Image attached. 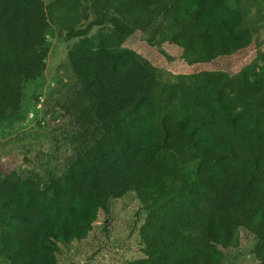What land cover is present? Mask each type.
I'll use <instances>...</instances> for the list:
<instances>
[{
    "label": "trees",
    "instance_id": "16d2710c",
    "mask_svg": "<svg viewBox=\"0 0 264 264\" xmlns=\"http://www.w3.org/2000/svg\"><path fill=\"white\" fill-rule=\"evenodd\" d=\"M252 2L0 0V127L29 112L30 89L39 104L50 36L68 44L70 68L43 102L58 122L46 174L0 162V262L77 264L63 249L134 194L141 256L124 264H264V53L236 73L214 68L261 46ZM106 22L126 35L88 34ZM127 31L201 69L169 82L125 46Z\"/></svg>",
    "mask_w": 264,
    "mask_h": 264
},
{
    "label": "rangeland",
    "instance_id": "374dc122",
    "mask_svg": "<svg viewBox=\"0 0 264 264\" xmlns=\"http://www.w3.org/2000/svg\"><path fill=\"white\" fill-rule=\"evenodd\" d=\"M45 2L48 4L51 0H45ZM246 7L249 10L250 26L262 27L261 46L258 48L254 44L244 52L221 58L215 62L214 68L236 73L258 58L259 49L264 53V0H254V3H247ZM92 20L94 19L90 18L85 22V26ZM113 25V22L97 24L93 26L91 32L88 31V34H95L102 28L104 31L113 30ZM115 30L126 35L125 30H121L118 26L113 31ZM49 40L51 52L47 59V69L33 87L37 90L36 94L40 95L39 104L33 106V93L30 89L25 100V106L31 105L29 112L0 127L1 166L7 170H17L25 177L46 174L49 160L47 127L56 129L58 122L47 118L43 102L50 91L56 87L57 79L70 72L67 63L68 44L53 36H50ZM124 43L127 48L138 51L145 64L153 69H160L169 82L186 79L188 75L201 69L196 68L197 66L190 68L179 62H170L166 56H180V49L168 44H164L161 47L162 50L149 47L139 33L128 32ZM208 68L212 67L208 66ZM139 211L140 205L134 194L113 201L109 214L99 213L98 220L94 223L88 238L64 248V252L77 264H124L126 261L139 258L141 255L136 250L139 247L137 234L131 235ZM143 217L138 226L142 224ZM105 225L108 226L107 232ZM87 258L90 260L86 263L83 260ZM0 264L5 263L0 262Z\"/></svg>",
    "mask_w": 264,
    "mask_h": 264
}]
</instances>
